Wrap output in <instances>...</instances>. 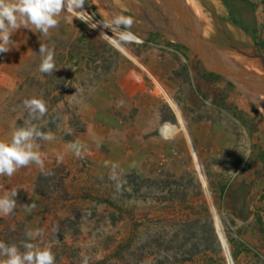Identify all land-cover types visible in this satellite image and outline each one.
Here are the masks:
<instances>
[{"label":"rangeland","instance_id":"obj_1","mask_svg":"<svg viewBox=\"0 0 264 264\" xmlns=\"http://www.w3.org/2000/svg\"><path fill=\"white\" fill-rule=\"evenodd\" d=\"M189 1L86 0L104 20L133 17L143 46L111 44L67 11L47 36L12 34L0 141L29 120L32 97L48 108L32 122L55 138L36 141L43 169L0 176V196L17 191L0 241L50 248L56 264H264V0L236 2L249 33L221 0ZM41 43L51 75L39 71ZM216 51L247 67L240 80L208 63Z\"/></svg>","mask_w":264,"mask_h":264},{"label":"clouds","instance_id":"obj_2","mask_svg":"<svg viewBox=\"0 0 264 264\" xmlns=\"http://www.w3.org/2000/svg\"><path fill=\"white\" fill-rule=\"evenodd\" d=\"M85 3L86 0H0V53L11 49L10 45L13 43L11 36L20 27L28 28L32 25L37 31L47 36L50 29L59 25V17L65 11L70 13L72 18H78L88 23L91 28H96L97 23L92 22L93 17L88 12L79 10ZM102 24L103 27L117 34L113 39V36L101 33V36L111 44L139 41V38L128 30L134 24L131 16L116 15L109 20H103ZM39 54L41 58L39 71L44 74H53L57 70L54 51L41 43ZM23 106L28 110L29 120L25 121L24 126L12 132L10 141H0V176L12 177L18 169L32 163L43 169L44 161L37 150L39 145L36 141L38 139L51 141L55 138L51 132L42 131L39 124L32 122L40 121L47 115L46 102L43 99L32 97L25 99ZM71 147L76 150L77 155H80L78 144H73ZM117 168L116 164L112 166L110 178L113 180H118ZM121 187L122 185L117 182L116 190L119 191ZM16 194L17 191L14 190L0 196V214L8 215L14 211ZM31 207L35 205H31L29 211ZM36 235L39 236L40 233ZM26 236L31 240L33 233L29 231ZM0 264H56V258L51 249L47 247L39 248L30 242H24L18 247L16 244L0 241ZM81 264H89V258L85 256Z\"/></svg>","mask_w":264,"mask_h":264},{"label":"bare ground","instance_id":"obj_3","mask_svg":"<svg viewBox=\"0 0 264 264\" xmlns=\"http://www.w3.org/2000/svg\"><path fill=\"white\" fill-rule=\"evenodd\" d=\"M197 49L199 50L200 54L204 57V49L200 48L197 46ZM208 57V63L209 61L212 63V61H214V64L217 65V67L219 65H221L220 69L223 70L224 74L229 75V74H236V79H239L241 77L242 73H245L244 71L246 70V66H243L242 64H240L238 61L229 58L227 55H225L224 53H220L219 51H216L214 54L208 52L207 54ZM225 59H231V62H226ZM258 67L261 66L259 65ZM240 80V79H239ZM251 81V80H250ZM249 80H247V82H250ZM252 84L257 85L259 84L258 80L256 81H252ZM261 91L262 93H264V89H262L261 87H257V91Z\"/></svg>","mask_w":264,"mask_h":264},{"label":"built area","instance_id":"obj_4","mask_svg":"<svg viewBox=\"0 0 264 264\" xmlns=\"http://www.w3.org/2000/svg\"><path fill=\"white\" fill-rule=\"evenodd\" d=\"M79 10H83V11L88 12V14L91 15V17H93L92 22L97 23V27L93 29V28H91V27L89 26L88 23L83 22V21H81V20H79V19L77 18V19H78V20H79V21H80L85 27H88V28L94 30L95 32H98L100 35H101V33H104V34H107V35H109V36L111 35V36H115V37H116L117 34L112 33L111 29L103 27L102 21H103L104 19H102L100 16H98V15L94 12L93 8H92L89 4L85 3V4L83 5L82 9H79ZM79 10H78V11H79ZM121 30H124V29H121ZM135 35H136V34H135ZM136 36H137V35H136ZM102 37H103V36H102ZM137 37L139 38V41H138V42H132V43H128V44L137 45V46H143V45L146 43L145 40L141 39L139 36H137ZM103 38H104V37H103ZM104 39H105V38H104ZM118 50H119L120 53L126 55L125 50H123V47H122V48H121V47L118 48Z\"/></svg>","mask_w":264,"mask_h":264},{"label":"trees","instance_id":"obj_5","mask_svg":"<svg viewBox=\"0 0 264 264\" xmlns=\"http://www.w3.org/2000/svg\"><path fill=\"white\" fill-rule=\"evenodd\" d=\"M239 0H221L223 6L225 7L228 18L227 20L234 26L241 28L244 32H248V26L244 25V23L238 19V11H237V4L236 2ZM244 1V0H243ZM253 7H256L255 4H251ZM252 38L254 42L257 40V29L255 25L253 26V31H252ZM51 172V171H50Z\"/></svg>","mask_w":264,"mask_h":264},{"label":"crops","instance_id":"obj_6","mask_svg":"<svg viewBox=\"0 0 264 264\" xmlns=\"http://www.w3.org/2000/svg\"><path fill=\"white\" fill-rule=\"evenodd\" d=\"M208 1H210V2H216V0H208ZM187 2L190 3V2H192V1L187 0ZM219 2H220V0H219ZM192 3H193V2H192ZM92 5H93L94 8L96 9L97 13H98L99 15H102L101 12H100V10H99L98 7L96 6L97 4H96L94 1H92ZM191 6H193V5H191ZM197 46L200 47V48H202V46H200L199 44H198Z\"/></svg>","mask_w":264,"mask_h":264},{"label":"water","instance_id":"obj_7","mask_svg":"<svg viewBox=\"0 0 264 264\" xmlns=\"http://www.w3.org/2000/svg\"><path fill=\"white\" fill-rule=\"evenodd\" d=\"M220 71L224 72L223 70L219 69Z\"/></svg>","mask_w":264,"mask_h":264}]
</instances>
